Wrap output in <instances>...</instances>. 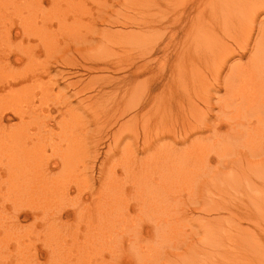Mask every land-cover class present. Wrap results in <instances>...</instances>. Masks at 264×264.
<instances>
[{"label":"rangeland","instance_id":"rangeland-1","mask_svg":"<svg viewBox=\"0 0 264 264\" xmlns=\"http://www.w3.org/2000/svg\"><path fill=\"white\" fill-rule=\"evenodd\" d=\"M0 1V81L11 87L0 142L23 138L38 170L0 144V264H264V124L233 122L263 127L251 142L211 106L227 97L212 77L221 45L233 46L221 26L256 21L254 44L264 0L220 10L218 0ZM208 91L210 106L197 94ZM12 175L36 199L15 197Z\"/></svg>","mask_w":264,"mask_h":264},{"label":"bare ground","instance_id":"bare-ground-1","mask_svg":"<svg viewBox=\"0 0 264 264\" xmlns=\"http://www.w3.org/2000/svg\"><path fill=\"white\" fill-rule=\"evenodd\" d=\"M5 1V0H4ZM12 1V0H11ZM207 1V0H206ZM238 1V0H237ZM236 0H218V3H217V6H218V8H219V10L220 9H224V8H226V9H228V7L230 8L231 6L233 7L235 4H237L236 2H237ZM6 2V1H5ZM0 3H1V6H2V2L0 1ZM167 4H168V2H167ZM171 4V3H170ZM213 4V3H212ZM253 4V3H252ZM215 5V4H214ZM17 6V5H16ZM254 6V5H253ZM18 7V6H17ZM207 7V6H206ZM216 7V6H215ZM238 7V6H237ZM236 7V8H237ZM242 7V6H241ZM263 7V6H262ZM235 8V7H234ZM264 8V7H263ZM4 9H6V8H4ZM214 9V8H213ZM257 9V8H256ZM14 10V9H13ZM251 10V9H250ZM211 11V10H210ZM218 10H214L213 12H210V18L212 19V20H214L215 19V21H216V19L218 18V16H219V13L217 12ZM226 11V10H225ZM254 11V10H253ZM257 11V10H256ZM204 12V11H203ZM262 12V11H261ZM21 13V12H20ZM24 13V12H23ZM226 13V12H225ZM251 12H249V14H250ZM223 14V13H222ZM256 15H257V12L255 13ZM0 15H1V13H0ZM228 15V14H227ZM255 15V16H256ZM254 16V14H253V16L251 15L250 17H255ZM6 17V16H5ZM198 17V16H197ZM199 17H200V15H199ZM223 17V16H222ZM243 16H241L240 17V20H241V18H242ZM249 17V18H250ZM209 18V17H208ZM208 18H205V16H204V19H208ZM245 18V17H244ZM210 19V20H211ZM218 19H220V18H218ZM223 19H224V17H223ZM253 19H256V17L255 18H253ZM245 20V19H244ZM34 21V20H33ZM38 21V20H37ZM179 21H180V19H179ZM223 21V20H222ZM242 21V20H241ZM206 22V21H205ZM214 22V21H213ZM247 22H249L248 20H247ZM255 22L256 21H253V23L251 24V26L249 27V29L248 30H244V29H242L241 27H239V29H237L236 27H235V30L237 29V31H235V32H231L233 29H231L230 30V27H232V26H229V25H227L226 24V22H224L223 24H222V32L224 33V34H229V35H231L232 33H233V36H231V38H232V40H233V46L232 45H230V43H227V42H224L223 43V45H221V47H220V44H219V47L221 48L219 51H218V53H216L217 54V61H218V63L217 64H219L218 65V71L216 72L215 71V75H214V73L212 74V77H215L214 79L217 81H219L218 82V84H221V86L224 88V89H226V91H227V97H224V98H221L217 103L218 104H212L211 105V103L213 102L212 100V95H211V91H208V92H206V94L204 93H197V94H200V95H205L204 97L207 99V100H205V99H202V96L200 97V95H199V97H200V99H202L203 101L202 102H204V105L207 103L208 104V106H214V107H216V108H218V110H219V112H220V114L222 115V116H224L227 120H229V122H242L241 120H244V119H248V121H252V120H250L251 118L250 117H252V118H254L255 120H258V125L260 126L261 124L260 123H263L264 124V117H262V116H264V29H262V23H260L259 24V32L257 33V37H256V39H255V42H254V44L252 43V38H254V36L256 35V31H257V29L255 30V28H254V24H255ZM33 23V22H32ZM35 23V22H34ZM212 23V22H211ZM36 24V23H35ZM229 24V23H228ZM233 24V23H232ZM236 23H235V21H234V25H235ZM25 25H28V24H25ZM216 25H217V23H216ZM233 25V26H234ZM235 26H237V25H235ZM243 26V25H242ZM29 27V26H28ZM215 27V26H214ZM245 27H247L246 25H245ZM212 28V27H211ZM215 30H212V29H210L211 30V33L213 32L214 33V31H215V34L217 33V29L216 28H214ZM11 30V29H10ZM35 30V29H34ZM33 30V31H34ZM208 30V29H207ZM9 31V30H8ZM209 31V30H208ZM220 31H221V29H220ZM239 31V32H238ZM205 32V31H204ZM206 33V32H205ZM209 33H210V31H209ZM202 34V33H201ZM215 34H212V35H215ZM236 34V35H235ZM68 35V34H67ZM216 35H218V34H216ZM248 35V36H247ZM228 36V35H227ZM208 37V36H207ZM206 37V38H207ZM218 37V36H217ZM0 38H2V37H0ZM230 38V39H231ZM42 39V38H41ZM229 39V40H230ZM44 40V39H43ZM242 40V41H241ZM213 42V41H212ZM0 43H1V41H0ZM221 43V42H220ZM213 44V43H212ZM242 44H244L245 46H242ZM214 45V44H213ZM2 46V45H1ZM234 46H236L237 48H239L241 51H242V49H243V51H242V53L241 52H236V53H234ZM15 47V46H14ZM197 47V46H196ZM45 48V47H44ZM199 48V46L197 47V49ZM214 48V47H213ZM49 50V49H48ZM53 50V49H52ZM207 50V49H206ZM239 50V51H240ZM184 51V50H183ZM209 50H207V52H208ZM198 52V51H197ZM210 53V52H209ZM208 53V54H209ZM241 53V54H240ZM247 53H249V54H251V56H250V60L247 62V66H242V65H234V66H228V68H226L227 67V63H228V61L232 58V57H234L235 55H239L240 57H244L245 55H247ZM205 54V53H204ZM213 54H215V53H213ZM33 55V54H32ZM215 56V55H214ZM200 57V56H199ZM206 59H207V57H206ZM17 60L18 61H20V59H16V62H17ZM200 60V62H202L204 59L202 58V56H201V58L199 59ZM216 60V59H215ZM214 60V61H215ZM4 62V61H3ZM7 62V61H6ZM2 63V62H1ZM203 63V62H202ZM212 64V63H211ZM215 64V63H214ZM216 64V65H217ZM6 66H7V64H5ZM67 65V64H66ZM5 66V67H6ZM200 67L201 66H198V71H196V74H197V77H198V82H200L201 83V81L204 79V77H205V75H204V72H202V71H200ZM246 67V68H245ZM224 68L225 69H227L228 70V74H227V76L226 77H224V78H222V76L224 75L223 74V72H224ZM141 69V68H140ZM203 69V68H202ZM210 69H212V68H210ZM1 70V69H0ZM92 70V69H91ZM136 71V70H135ZM140 71V70H139ZM243 71H244V73L245 72H247L248 73V79L250 78L251 80H252V86H250L251 84H249L248 82L249 81H247L246 79H247V77H245L244 78V80L249 84V85H245L244 87L243 86H241V85H243V83L241 84L239 81H240V78H241V75H242V73H243ZM3 72V71H2ZM141 72V71H140ZM136 73V72H135ZM142 73V72H141ZM246 73V74H247ZM140 74V73H139ZM223 74V75H222ZM64 76V75H63ZM135 76V75H134ZM134 76H133V78H134ZM137 76H139L138 74H137ZM26 77V76H25ZM49 77H51L50 75H49ZM2 79V78H1ZM33 79H34V76H33ZM53 79V78H52ZM51 79V80H52ZM10 80V79H9ZM9 80H7V81H9ZM12 80H13V82H17V80H16V78H12ZM196 81V82H197ZM204 81V80H203ZM203 81H202V83H203ZM206 81V80H205ZM27 81L25 80V79H23V78H21V82H20V84H22V83H26ZM56 82V81H55ZM54 82V79H53V83H55ZM59 82V81H58ZM239 84L240 83V86L241 87H243L242 88V90H239V89H237L236 91L238 92V94L237 93H234V91H233V87L236 85V84ZM245 83V82H244ZM251 83V82H250ZM37 84V83H36ZM57 85H58V83H56ZM39 85V84H38ZM45 85V84H44ZM217 85V84H216ZM33 86V85H32ZM49 86V85H48ZM59 86V85H58ZM220 85H218V87H219ZM238 86V85H237ZM248 86H250V88H248ZM8 88H11L8 84H7V82L5 81H0V106L1 105H4L5 106V104H4V102L6 101V98L4 99V97H5V95H3V94H5V91L8 89ZM27 88V87H26ZM238 88V87H237ZM220 89H221V87H220ZM234 89H236V88H234ZM248 89V90H247ZM10 90V89H9ZM13 90V89H12ZM48 90V89H47ZM196 90V89H195ZM16 91H18V90H16ZM49 91V90H48ZM197 91V90H196ZM235 91V92H236ZM15 92V91H14ZM24 92V91H23ZM26 92V91H25ZM82 92H84V91H82ZM217 92V91H216ZM20 93V92H19ZM81 93V92H80ZM16 94V93H15ZM14 94V95H15ZM18 94V93H17ZM17 94H16V96H17ZM23 93H21V95H22ZM25 94V93H24ZM235 94L238 96L239 95V97H235ZM26 95V94H25ZM29 95H30V92H29ZM34 95V94H33ZM42 95V94H41ZM23 96V95H22ZM80 96V95H79ZM44 97V96H43ZM77 97V96H76ZM197 97H198V95H197ZM16 98V97H15ZM32 100V99H31ZM142 100V99H141ZM23 101V100H22ZM68 101V100H67ZM144 101V100H143ZM146 101V100H145ZM145 101H144V103H145ZM201 101V100H200ZM207 101V102H206ZM9 102H11L10 100H9ZM21 102V101H20ZM26 102V101H25ZM29 103V102H28ZM27 103V104H28ZM141 103V102H140ZM193 103V102H192ZM20 104H23V103H20ZM26 104V103H25ZM68 104V103H67ZM137 104H138V102H137ZM17 105V104H16ZM29 105V104H28ZM27 105V106H28ZM135 105H136V103H135ZM198 105V104H197ZM197 105H195V104H193V106H197ZM3 106V108L1 109L0 108V132L2 133V134H4L3 133V131H4V128H5V126H4V124H3V119L5 118V116H6V114H7V112L5 111V109H7L8 110V108H5ZM24 106V105H23ZM59 106V105H58ZM64 106V105H63ZM12 107V106H11ZM29 107V106H28ZM65 107V106H64ZM143 107V106H142ZM198 107H199V105H198ZM212 107H210V108H212ZM14 108V107H13ZM32 108V107H31ZM30 108V109H31ZM38 108V107H37ZM139 108V107H138ZM144 108V107H143ZM142 108V109H143ZM201 108V107H200ZM209 108V107H208ZM22 109V108H21ZM20 109V110H21ZM27 109V108H26ZM29 109V108H28ZM29 109V110H30ZM40 109V108H39ZM41 109H43V108H41ZM133 109V108H132ZM135 109V108H134ZM137 109V108H136ZM136 109L134 110V111H136ZM213 109H215V108H213ZM10 110V109H9ZM32 110H33V108H32ZM13 111V113L14 112H17V110L15 109H13L12 110ZM139 111V110H138ZM171 111V110H170ZM24 112V111H23ZM27 112V111H26ZM29 112V111H28ZM28 112L26 113V114H28ZM21 113V112H20ZM43 115V114H42ZM74 115H76V114H74ZM136 115H138V114H136ZM14 116H15V114H14ZM32 116V115H31ZM16 117H18L19 118V120H21L22 121V123L23 122H25V120L27 119L26 117H25V114H23V113H21V115H18V114H16ZM38 116H36V118H37ZM218 118H223V117H218ZM31 119V118H30ZM29 119V120H30ZM32 119H34V118H32ZM245 120V121H246ZM135 121V120H134ZM245 121H243L244 123H245ZM40 122V121H39ZM69 123V122H68ZM67 123V124H68ZM246 123H247V121H246ZM35 124V123H34ZM204 124V123H203ZM250 124H251V122H250ZM27 125V124H26ZM25 125V126H26ZM201 123H200V125H199V127H201ZM208 125V124H207ZM206 125V126H207ZM237 126L238 127V125L236 124V123H233V124H230V126H231V128L232 129H236L234 126ZM242 126H243V123L241 124ZM241 125H240V127H241ZM246 125V124H245ZM31 126V125H30ZM78 126V125H77ZM195 127H197L196 125H195ZM202 127H203V125H202ZM209 128H210V126H208ZM234 127V128H233ZM25 128V127H24ZM148 128V127H147ZM150 128V127H149ZM185 128V127H184ZM243 128H247V130H245V131H243V130H238V129H236V130H238L237 131V133L238 134H240V132L241 133H245L246 134V136L248 137V140H251V142H252V139H255L256 137H254L255 135H257V133L260 135V132H261V130H263L262 128L263 127H258V128H256V129H253L252 128V131L250 132V128L248 129V127H243ZM242 128V129H243ZM26 129L27 128H25L24 130L26 131ZM186 129H188V128H186ZM189 129H190V132L188 133L187 131H185V133L187 134H189V135H191V134H193V133H196L195 131H198V130H201V129H193L192 127H191V125H189ZM6 130V129H5ZM145 130V129H144ZM169 130V129H168ZM210 130V129H209ZM9 131V130H8ZM15 131V130H14ZM16 132H18V130H16ZM19 132H22L23 133V131H19ZM21 133V134H22ZM27 133V134H26ZM24 132L23 134L25 135L26 134V137H27V135H30V132ZM85 133V132H84ZM236 133V135H238ZM244 133L242 134V136L244 135ZM262 133H263V131H262ZM7 135H8V133H6ZM5 134V135H6ZM22 134V135H23ZM150 134V133H149ZM170 134H171V132H170ZM19 135V134H18ZM21 135V136H22ZM4 136V135H3ZM13 136V135H12ZM12 136L11 137H9V138H7V139H4V141L3 142H0V144L2 145V146H4L3 148H4V150H5V148H6V150H7V148H9L8 149V151H4L3 150V152L5 153L4 155H5V157L6 158H11V157H14L15 159H18L19 160V158H21L22 159V162L20 161V162H18L19 164H18V166H22L24 163H27L28 165H26V167H28L27 168V170H25V171H29L30 172V170H28L29 169V167L30 168H32V169H36V172H38V170H37V164H36V166H35V164L34 165H32V161H31V159H33V153L34 152H36V150L35 151H33L32 149H31V147H30V149L32 150H30L29 148L27 149V147H25V146H27V143L25 142V141H23V138H22V144H23V142L26 144V145H23V146H21L20 144H19V140L16 138V140H18V141H16V143H15V138H12ZM181 136V135H180ZM264 136V135H263ZM15 137V136H14ZM18 137V136H17ZM29 137H32V136H29ZM33 137H34V134H33ZM53 137V136H52ZM190 137V136H189ZM189 137H187V138H189ZM233 137V136H232ZM235 137V136H234ZM262 137V136H261ZM20 138V137H19ZM39 138V137H38ZM259 138V137H258ZM33 139H35V138H33ZM64 139V138H63ZM259 139H261V138H259ZM258 139V140H259ZM8 142H7V141ZM14 140V141H13ZM25 140V139H24ZM70 140V139H69ZM239 140V139H238ZM245 140V139H244ZM247 140V141H248ZM9 144V142H10V144H12L13 145V147H8V146H10V145H8L6 142ZM27 141H28V139H27ZM32 141V140H31ZM240 141V140H239ZM246 141V142H247ZM253 141H256V140H253ZM248 142H250V141H248ZM18 143V144H17ZM220 143V142H219ZM35 144V143H34ZM217 144V143H216ZM249 144V143H248ZM255 144V143H254ZM8 145V146H7ZM19 145L21 146V150H20V147H19ZM77 145V144H76ZM262 145V144H261ZM35 146V145H34ZM218 146V145H217ZM231 146V145H230ZM233 146V145H232ZM264 146V145H263ZM262 146V147H263ZM36 148H37V146H35ZM219 147H221L220 145H219ZM247 147V146H246ZM1 149H2V147H0ZM10 148H12V149H10ZM218 148V147H217ZM232 148V147H231ZM250 148V147H249ZM10 150V151H9ZM15 151V153H13ZM7 152V153H6ZM9 153V154H8ZM41 153V152H40ZM225 153V152H224ZM134 155V154H133ZM167 158V157H166ZM34 161H37L36 163H39L38 162V160H34ZM65 161V160H64ZM67 161V160H66ZM132 161V160H131ZM168 161V160H167ZM166 161V162H167ZM185 161V160H184ZM31 162V164H30V166H29V163ZM16 163H17V161H16ZM35 163V162H34ZM10 164V163H9ZM39 164H41V162L39 163ZM70 163L68 162V165H69ZM162 164V163H161ZM24 165V166H25ZM31 165H32V167H31ZM56 165V164H55ZM144 165V164H143ZM33 166H35L34 168H33ZM166 167V166H165ZM171 167V166H170ZM24 167H22L21 169H23ZM26 169V168H25ZM66 170V169H65ZM157 170V169H156ZM32 171H34V170H32ZM155 171V170H154ZM171 171V170H170ZM192 171V170H191ZM11 172V171H10ZM20 172V171H19ZM28 172V173H29ZM35 172V171H34ZM160 172H161V170H160ZM189 172V171H188ZM14 173V172H13ZM21 173V172H20ZM181 173V172H180ZM24 174V173H23ZM22 173L20 174V175H23ZM11 175V174H10ZM113 175V174H112ZM171 175V174H170ZM65 176V175H64ZM176 176V175H175ZM29 177V176H28ZM59 177V176H58ZM66 177V176H65ZM60 178H61V176H60ZM143 178V177H142ZM9 179V181L7 182L10 186H11V188H12V190L13 191H18V192H16L17 193V195L15 196V197H17V198H19V197H31V196H34L35 197V194H38L37 193V191H38V189H35V191L34 192H32L31 191V189H30V187L28 186V185H26V183H25V179H23V177H22V179H20V177H18V178H15V177H13V175L12 176H10V178H8ZM15 179H16V183H15ZM185 179V178H184ZM22 180H23V182H22ZM31 181H33V180H31ZM38 181V180H37ZM46 181V180H45ZM6 182V181H5ZM4 182V183H5ZM119 182V181H118ZM33 183H35L34 181L32 182V184ZM15 184H18L19 185V188L15 185ZM44 183H42L40 186H42ZM163 184V183H162ZM33 186V185H32ZM43 186H45V185H43ZM40 187V197L39 198H37V200H39V201H41V199H43V198H45L46 199V196H47V188H44V187ZM174 186V185H173ZM166 187V186H165ZM11 188H9L10 190H11ZM50 188V187H49ZM48 188V189H49ZM15 189V190H14ZM34 189V188H33ZM51 189V188H50ZM52 191V190H51ZM36 192V193H35ZM160 192V191H159ZM32 193V194H31ZM148 193V192H147ZM19 194V195H18ZM107 196V195H106ZM29 197V198H30ZM60 197V196H59ZM157 197V196H156ZM151 198V197H150ZM34 199V198H33ZM35 199H36V197H35ZM34 199V200H35ZM51 199V198H50ZM57 199V198H56ZM157 199H158V197H157ZM44 200V199H43ZM26 201V200H25ZM52 201V200H51ZM50 201V202H51ZM55 201H57V200H55ZM27 202V201H26ZM36 202V201H35ZM24 203V202H23ZM28 203H29V201H28ZM30 203H32V202H30ZM160 204V203H159ZM17 207V206H16ZM21 208H22V206H20ZM30 207V206H29ZM35 209V208H34ZM29 210V209H28ZM163 210V209H162ZM19 211V210H18ZM32 211V210H31ZM30 211V212H31ZM32 213V212H31ZM27 214V213H26Z\"/></svg>","mask_w":264,"mask_h":264}]
</instances>
